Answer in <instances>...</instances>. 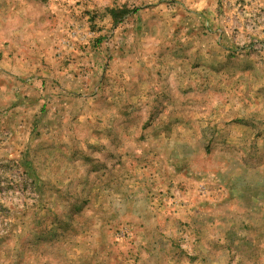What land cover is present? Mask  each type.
Returning a JSON list of instances; mask_svg holds the SVG:
<instances>
[{
  "label": "rangeland",
  "instance_id": "1",
  "mask_svg": "<svg viewBox=\"0 0 264 264\" xmlns=\"http://www.w3.org/2000/svg\"><path fill=\"white\" fill-rule=\"evenodd\" d=\"M51 4L68 94L11 78L0 0V264H264V0Z\"/></svg>",
  "mask_w": 264,
  "mask_h": 264
},
{
  "label": "crops",
  "instance_id": "2",
  "mask_svg": "<svg viewBox=\"0 0 264 264\" xmlns=\"http://www.w3.org/2000/svg\"><path fill=\"white\" fill-rule=\"evenodd\" d=\"M13 2L17 3V14L19 15V18H25L30 19L29 24H25L20 27H13V29H10V35L11 38L9 40L11 41L9 45L5 46L4 49L5 54L9 56L11 54L10 51H12V56L16 58L15 62V71L12 72L11 75H14L15 72L19 74L18 77H12L14 80H17L19 82H25L28 81L34 85H36L35 81L41 80L45 81L46 78H56L57 82L59 81L62 85L61 90L65 93H71L74 85H70V88L67 86L65 81L67 80V77L63 76L62 72L58 74H51L48 67H51L53 61H78L77 58L74 60L64 59L63 57H58V51L63 49L61 47V42L59 41V34L60 30L58 27L53 25L55 22L60 21V19L64 16V14H61L62 12L58 10L54 5L51 4V0H12ZM42 22V23H41ZM51 23V24H50ZM15 24V20L14 23ZM67 29V26H65ZM9 50V52H8ZM9 60V58H8ZM186 62L189 63V61H179L180 64L186 65ZM194 62V61H193ZM61 65V64H60ZM61 69L60 67L58 70ZM49 76V77H48ZM55 79V80H56ZM46 82V81H45ZM186 81L183 82L182 87L179 90L173 91V99H176L173 101V104H181V98L185 97L187 94L190 93V91L185 90L186 88ZM68 87V88H67ZM33 88H31L32 90ZM36 89V88H34ZM151 94L154 96V99L158 98H165L166 96L162 93L161 95H158L157 91H152ZM143 95L140 94L138 96H135V98H149L148 95L146 97H142ZM131 95H123V98H130ZM162 102V101H161ZM147 101L144 103L146 104ZM156 107H160V103L156 102ZM157 111V110H156ZM152 114L154 111L151 109L149 111L146 107V109L143 111V114ZM176 125V129H180L181 122L180 119L177 121H172ZM147 123V121L145 122ZM145 124H142V126ZM77 129H75L76 131ZM96 135V133H95ZM76 136L74 134H70L68 138L71 140L76 141ZM65 138V137H64ZM78 138V137H77ZM207 221H209L206 218H199V219H189L187 221V224L185 226L192 227L200 226L203 227V229H200L202 235H201V241L204 240V237L206 236V229H207ZM183 222V221H181ZM186 222V221H185ZM183 222V223H185ZM196 229H193V231H188L186 238L187 242L192 244L195 241L194 236L196 235ZM151 243V242H150ZM145 249L148 251V248L145 247ZM173 264H179L178 262H173ZM192 264V263H188Z\"/></svg>",
  "mask_w": 264,
  "mask_h": 264
}]
</instances>
